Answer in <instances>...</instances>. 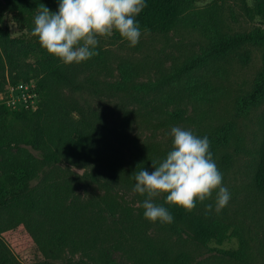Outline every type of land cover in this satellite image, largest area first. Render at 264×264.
<instances>
[{
	"label": "rangeland",
	"instance_id": "rangeland-1",
	"mask_svg": "<svg viewBox=\"0 0 264 264\" xmlns=\"http://www.w3.org/2000/svg\"><path fill=\"white\" fill-rule=\"evenodd\" d=\"M1 1L7 5L10 35L25 58L35 63L40 56V44L31 33L34 17L43 5L41 0H32V12H20L16 4L20 0ZM256 1L193 0L181 13L183 19L166 33L141 31L135 47L126 41L120 43V38L112 41V37H101L99 43L118 54L117 60L123 56L144 64V69L129 81H155L162 70L173 69L174 63L181 65L192 53L200 54L206 47L202 46L205 33L229 32V28L241 31L263 24L260 15L250 13ZM216 4L219 6L211 7ZM205 8V13L198 11ZM207 56L163 84L142 90L137 100L124 96L123 88L118 90L119 94L97 95L89 87L61 86L66 106L84 110L90 118H93L90 108L94 109L101 116L100 129L111 123L109 128L116 127L117 134L109 128L106 133L122 137H112L119 161L115 178L91 164L60 162L57 165L63 169L60 171L72 168L78 172L73 185L82 198L112 193L129 208L130 218L135 219L129 226L136 231L130 229L131 235L128 231V242L135 253L115 248L111 254L118 264H129L150 243L154 249L152 264H264V201L256 184L264 142V95L250 97L254 81L264 68V42L246 40L222 54ZM111 66L113 75L101 73L100 76L129 83L120 75L116 58H112ZM5 77L8 78L6 71ZM9 83L0 89V101L6 98ZM174 126L208 137L213 160L223 176V186L231 194L230 200L217 213L214 192L212 199L205 201L213 204L211 212L206 213L205 204L199 201L188 212L165 204L161 196L155 203L168 208L174 221L153 223L144 218V209L140 207L145 197L132 192L133 176L143 168L151 171V161L163 158L170 150L169 132ZM1 235L24 264L43 257L22 224L2 230ZM82 257L79 251L64 249L61 263L85 264Z\"/></svg>",
	"mask_w": 264,
	"mask_h": 264
},
{
	"label": "trees",
	"instance_id": "trees-1",
	"mask_svg": "<svg viewBox=\"0 0 264 264\" xmlns=\"http://www.w3.org/2000/svg\"><path fill=\"white\" fill-rule=\"evenodd\" d=\"M192 1L146 0L147 7L136 17L141 31L166 33L183 19L181 13ZM41 3L51 11L58 9V0H41ZM16 4L20 12H32L34 1L20 0ZM5 6L0 0V89L7 82L32 78L38 101L35 108L11 107L0 101V264H24L1 235L2 230L19 223L43 254L42 258L27 264H62L64 249L79 251L85 264H118L111 254L115 248L135 253L132 243L128 242V231L130 235V229L136 231L129 226L135 222L130 218L129 208L112 193L82 198L73 185L78 172L72 168L60 171L63 169L57 166L60 162L91 164L115 178L119 162L112 138L115 136L106 133L111 123L103 125L101 130V116L94 109L90 108L93 110L89 112L93 117L90 118L84 110L66 106L61 86L89 87L97 95L119 94L118 90L123 88L126 89L124 96L137 100L142 90L163 84L171 76L207 59L209 54H222L246 40L264 42V0H257L250 9L251 15H260L263 24L241 31L229 28V32H204L207 37L202 46L206 47L200 54L192 53L181 65L174 63L173 69L162 70L155 81L140 82L129 80L144 69V64L120 55L117 60L118 54L102 43L96 49L97 55L79 64L65 65L40 45L41 57H37L35 63L28 61L10 35ZM206 9L198 11L205 13ZM212 18L220 19L219 16L217 19L209 17ZM111 37L112 41L120 38L119 42H123L118 34ZM112 58H116L120 75L129 83L100 76L101 73L113 75ZM260 95H264V68L250 92L253 98ZM109 129L117 134L116 127ZM256 181L264 201V142ZM153 250L151 243L147 244L129 264H152Z\"/></svg>",
	"mask_w": 264,
	"mask_h": 264
},
{
	"label": "clouds",
	"instance_id": "clouds-1",
	"mask_svg": "<svg viewBox=\"0 0 264 264\" xmlns=\"http://www.w3.org/2000/svg\"><path fill=\"white\" fill-rule=\"evenodd\" d=\"M147 7L146 0H58V9L42 5L34 17L32 35L40 46L63 64H79L97 55L99 38L118 34L130 47L141 37L136 17ZM169 136L172 145L165 156L151 161L133 176L132 192L144 198L140 207L150 222L170 224L172 214L163 204L155 203L163 196L164 203L191 212L197 201L205 204L215 192V211L219 213L230 200L223 186V176L210 151L207 136L174 126ZM206 213L213 204H205Z\"/></svg>",
	"mask_w": 264,
	"mask_h": 264
},
{
	"label": "built area",
	"instance_id": "built-area-1",
	"mask_svg": "<svg viewBox=\"0 0 264 264\" xmlns=\"http://www.w3.org/2000/svg\"><path fill=\"white\" fill-rule=\"evenodd\" d=\"M5 91L6 98L3 101L11 107L35 108L37 106V87L32 78L10 82Z\"/></svg>",
	"mask_w": 264,
	"mask_h": 264
},
{
	"label": "water",
	"instance_id": "water-1",
	"mask_svg": "<svg viewBox=\"0 0 264 264\" xmlns=\"http://www.w3.org/2000/svg\"><path fill=\"white\" fill-rule=\"evenodd\" d=\"M78 170H80V168H77Z\"/></svg>",
	"mask_w": 264,
	"mask_h": 264
}]
</instances>
